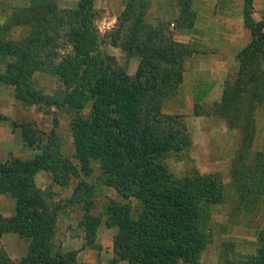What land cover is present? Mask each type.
<instances>
[{"label":"trees","instance_id":"16d2710c","mask_svg":"<svg viewBox=\"0 0 264 264\" xmlns=\"http://www.w3.org/2000/svg\"><path fill=\"white\" fill-rule=\"evenodd\" d=\"M177 1L175 27L193 28L197 14L192 0ZM149 5L150 0H128L119 16V28L106 35L111 37L110 44L121 46L130 56H140L134 75L119 69L116 57L104 51L106 38L96 25L99 14L93 0H79L71 8L60 7L58 0H29L28 5L14 9L11 24L29 30L24 39L12 42L8 51L21 61L18 71L22 80L4 74L0 84L14 85L16 97L25 103L48 100L47 105H66L67 110L79 114L72 122L74 158L79 163L62 153L55 132L47 133L31 123L20 125L36 154L28 159L12 157L0 164V193L15 200L13 215H0V233L17 232L29 241V252L20 264H76L73 252L55 248L57 222L69 206L79 204L83 212L79 228L85 231L86 243L93 244L101 222L94 212L99 184L114 187L125 199L136 197L141 205L135 216L131 206L120 200L113 199L108 205V223L119 227L113 263H200L211 240V208L224 202L225 186L218 173L195 172L174 178L163 162L174 148L191 143L185 125L179 122L183 116L164 113L162 105L177 94L183 81L181 64L193 49L174 39L170 27L168 35L163 34L160 25L169 23H147ZM253 13L252 0H245L243 16L252 40L239 50L235 79L225 84L221 102L214 104L223 108L220 114L227 119L228 112L236 110L230 104L245 85L258 83L263 90L258 102L264 99V17L256 20ZM63 42L73 50L60 55ZM19 44L22 49L17 51ZM41 70L58 76L63 89L52 95L37 91L28 80ZM88 102L92 104L90 113L83 116ZM207 110L201 111L196 104L194 113L207 114ZM248 140L245 150L250 148ZM263 154L257 152L255 164L235 171L242 202L264 196ZM93 161L100 162V173L91 183L82 174L91 173ZM40 170L52 172L60 186H69L73 178L79 181L69 197L59 198L52 187L37 186L35 175ZM0 264L15 263L0 250ZM224 264H264V228L253 254L233 259L227 247Z\"/></svg>","mask_w":264,"mask_h":264},{"label":"rangeland","instance_id":"374dc122","mask_svg":"<svg viewBox=\"0 0 264 264\" xmlns=\"http://www.w3.org/2000/svg\"><path fill=\"white\" fill-rule=\"evenodd\" d=\"M58 1L60 3L66 0ZM67 1L74 2L75 5L79 2V0ZM28 3L29 0H0V75L8 74L15 80H22L18 71L21 61L8 54V51L12 42L24 39L29 30L25 26L12 25V15L16 7L28 5ZM160 27L163 34L168 35L170 25L165 24ZM118 28L117 26L115 29ZM110 40L109 36L108 43L103 45L104 51L116 57V66L119 69L128 72L127 67L133 56L126 52L124 56L117 57L115 54L117 50L109 44ZM20 48L22 49L20 44L15 46L17 51ZM72 50V46L66 42H63L59 49L60 55H65ZM134 57L139 67L140 56L135 55ZM188 60L189 56L181 64L183 71ZM234 79L235 76L229 75L225 84L232 83ZM28 82L35 84L37 91L47 95H52L64 86L58 76L42 70L36 71ZM177 94L164 100L162 111L171 115L183 116L179 122L182 121L185 125L191 143L186 147L174 148L175 150L170 151L163 162L174 178H181L195 172L218 173L225 186L224 202L211 208V218L208 223L211 240L205 247L199 264H224L227 247L229 257L247 258L256 250L259 233L264 228V196L255 200L250 198L247 203L242 202L239 199L235 171H239L245 165L246 167L252 166L256 162L257 152L264 153V99L258 102V97L263 94V90L258 83L245 85L237 100L230 104L236 107V110L228 112L229 119L221 116L220 112H223V108L214 105L217 102L200 104L201 111L208 107L209 113L207 114L195 115L194 111L191 113L178 112L174 104ZM46 101L48 100H43L40 104L25 103L16 97L14 85L3 82L0 84V120H2L0 121L2 125L0 126V164L12 157L30 158L29 149H27L29 145L22 134L21 125L23 124L30 126L33 124L47 133L53 132L54 134L55 132L58 135V141L62 142V153L73 162L79 163L74 158L75 147L72 135V122L78 119L79 114L72 111L73 109L67 110L66 105L56 108L55 105H47ZM91 107V102H88L82 110L83 116L89 115ZM247 140L250 142V148L245 150ZM10 145L14 147L16 155L9 150ZM241 163L244 164L241 165ZM99 173L100 162L93 161L91 162V173L88 176L82 174V178L94 183ZM73 179L69 187L63 190L67 194H72L78 184L79 178ZM95 191V210L103 214V210L107 208L106 198L111 197V189L105 184H99L96 185ZM118 200L131 206L134 216L141 206L135 198L130 197L124 200L122 196H118ZM227 243L229 245H226ZM54 245L55 248L60 247L55 240Z\"/></svg>","mask_w":264,"mask_h":264},{"label":"crops","instance_id":"0c3cea01","mask_svg":"<svg viewBox=\"0 0 264 264\" xmlns=\"http://www.w3.org/2000/svg\"><path fill=\"white\" fill-rule=\"evenodd\" d=\"M127 2L128 0H93V7L99 12L95 22L100 34L106 38L104 44H107L108 40L106 35L113 32L118 26L119 16L125 10ZM252 2L253 17L260 20L264 14V0H252ZM59 4L63 8L78 5L67 0L61 1ZM192 6L197 14V19L194 27L190 29L175 27V21L179 14L177 0H150L146 18V22L152 24H156L157 21L168 22L174 39L193 49L183 71V81L174 102L178 112L184 113L194 111L196 104L221 102L226 79L229 75L236 76L239 70L237 54L252 40L251 30L245 26L243 16L245 0H192ZM112 46L117 50L115 52L117 57L127 54L121 46ZM135 59L133 56L128 64L127 73L129 74H135L137 71L138 61ZM27 149H29L30 158L36 154V151L30 146ZM9 150L16 155L12 145ZM19 158L21 157L19 156ZM35 182L42 189L52 187L56 192H62L59 194L60 196L58 195L59 198L71 195L63 191L69 186H60L55 183L54 176L50 171H38L35 175ZM107 187L111 189V197H105L107 199L106 210H103V214L94 211L101 217V222L98 225L97 236L93 244L86 243L85 231L79 228L83 213L79 204L69 206L59 216L55 241L63 252L75 254L76 264H120L123 262L127 264L126 260H118L113 263V259L117 257L115 236L119 232V227L109 225L108 205L111 200H118L120 195L114 187ZM131 198H135L138 202L136 197ZM14 210V198L0 193V215L10 217ZM0 250H3L14 263L20 264L29 252V241L17 232H3L0 233Z\"/></svg>","mask_w":264,"mask_h":264}]
</instances>
